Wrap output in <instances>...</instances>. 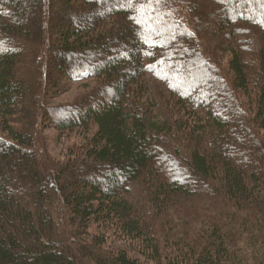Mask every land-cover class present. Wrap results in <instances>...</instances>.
Returning <instances> with one entry per match:
<instances>
[{
  "label": "trees",
  "instance_id": "16d2710c",
  "mask_svg": "<svg viewBox=\"0 0 264 264\" xmlns=\"http://www.w3.org/2000/svg\"><path fill=\"white\" fill-rule=\"evenodd\" d=\"M0 264H264V0H0Z\"/></svg>",
  "mask_w": 264,
  "mask_h": 264
},
{
  "label": "rangeland",
  "instance_id": "374dc122",
  "mask_svg": "<svg viewBox=\"0 0 264 264\" xmlns=\"http://www.w3.org/2000/svg\"><path fill=\"white\" fill-rule=\"evenodd\" d=\"M91 83V84H90ZM96 81H89V82H83V83H73L71 85V88L69 91H66L65 93L62 94L61 97L53 101V104L57 106H65V105H72L76 100L81 98L82 96L85 95V92L87 91L86 89L88 86L90 87L91 85L94 86ZM160 96L164 97V92L163 90L160 89ZM46 133H50L52 137L50 144L52 143V147L57 154L63 152L65 149V145L61 140L58 139L57 135L55 138V131L52 129H49Z\"/></svg>",
  "mask_w": 264,
  "mask_h": 264
}]
</instances>
